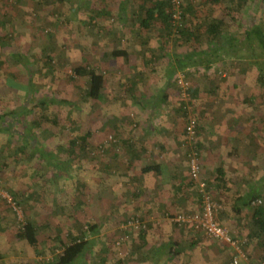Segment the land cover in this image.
Returning a JSON list of instances; mask_svg holds the SVG:
<instances>
[{"label":"rangeland","instance_id":"obj_1","mask_svg":"<svg viewBox=\"0 0 264 264\" xmlns=\"http://www.w3.org/2000/svg\"><path fill=\"white\" fill-rule=\"evenodd\" d=\"M52 1L54 3H50L49 0H0V115L10 114L0 121V252L6 257H0V260L4 258L0 264H46L52 257V249L60 248V244L55 240L57 235L63 238V242L68 240V235L84 236V239L92 241V249L85 256V264H101L103 260L104 264H151L144 262L140 256L134 258L130 255L129 239L121 245H116V237L123 235L122 224L119 223L120 219L116 224L115 221L109 225L103 223L107 219L108 208L104 206L108 202L102 199L97 189L107 190L106 180L105 177H100L104 182L98 186L97 177L92 170V166L96 164L94 161L106 158L108 149L115 144V133L110 131L108 126L116 121H125L129 127V120L135 116L134 110L137 108H129L134 90L126 93H123L125 90L115 91V83L127 76L133 80H137V76L140 75L143 77L141 87H138L135 93L137 95L140 90H143L142 94L146 96L162 92L168 94V104L160 107L161 114L155 119H149L157 127L160 123L166 125L167 122H171L176 130L180 131L183 128L185 120L176 111L181 101L192 102L194 107L196 106L200 132L204 128L203 122L209 121L205 120L208 118L204 116L208 106L231 105L235 109L245 106L249 109L245 111L244 117L239 118L235 115L236 121L231 120L232 127L238 130L235 134L238 142L237 145L231 144L228 147L226 144L223 145L225 149L231 151L225 158L226 161L213 158L210 161L211 169L219 165L225 169L226 186L230 188V191L225 193L221 191L228 201L225 198L221 201L219 194L214 192V201L219 205L216 220L241 240L248 230V214L244 210L242 215L237 216L232 210L233 200L238 194H246L255 180H264L262 144L264 87L261 88L258 84L257 72L250 65L251 62L240 60L232 65L226 75L228 82L220 83L218 79L215 80V85L220 90H229L228 87L234 86L228 91L229 95L225 92L226 96L220 94L213 97L203 91L202 89L206 90L205 86H209L211 79L193 72L195 70L176 75L180 78L177 81H170V85L166 87L167 74L164 69L166 65L163 63L166 60L158 59L160 53L169 50L172 53L185 54L191 50H201L207 47L203 39L195 41L181 37L177 40L176 34L171 33L172 35H165L162 40L160 35L164 30L162 24L154 22L148 29L142 28L141 21L133 17V12L129 10V0L126 15H122L120 5L122 0ZM184 1L186 4L197 5L205 2ZM258 5L263 7L255 11L246 7L243 12L248 13L250 19L258 18V21L264 24L263 2H258L256 6ZM227 6L222 2L216 5L207 4L204 9L195 11L196 17L189 21L188 25L199 29L203 36L204 21L217 17L226 19L229 24L231 21L226 14L230 6ZM240 19L243 20L241 22L243 24L239 21L237 24L240 23L243 28L247 21L242 15ZM144 41L150 44V49L157 51V60L152 68L145 66L149 59L142 58V50L147 49ZM123 46L137 52L129 64H120V60L114 61L111 57H105V53L108 54L113 49ZM160 49L163 51H159ZM16 54L22 55L31 63L25 59L18 62L13 57ZM240 54L245 55L241 52ZM142 59L144 63L138 61ZM81 64L98 67L99 71L106 75L102 99L94 100L85 96L87 79L74 76L73 71ZM228 67L224 66L225 72ZM110 69L114 71L113 76L108 73ZM70 77H74L75 80H71ZM15 82L25 86L32 83L36 88L33 87V93L27 94L19 88H14ZM195 88L202 91L199 96L193 97L191 92ZM251 91L253 94L249 95ZM118 95L120 99L117 98ZM245 98L252 99V102L245 103ZM61 99L69 101L70 104H59L58 101ZM41 100L51 102L46 111L41 107L27 110L30 102L37 105ZM115 100L121 101L122 104L126 102V105L121 106L122 109L119 107L117 111L114 105L118 102ZM220 109L218 107L216 111ZM11 111L16 113L12 114ZM151 111L149 107L148 113L144 114L151 116ZM44 114L50 119H55L57 123L42 121L41 117ZM218 118V121L223 120L220 114ZM25 128L31 130V135ZM80 128L93 132V138L99 140V143L95 145L91 137L90 144L100 147L99 153L92 154L94 149L92 148L89 159L84 161L74 160L75 157L71 155L73 161L66 166V172H58L55 169L56 162L48 164L46 163L48 159L45 161L37 153L35 148H42L48 153L56 154L60 162H65L70 140L76 136ZM134 128L137 129L138 126ZM200 132L196 136V143L204 144ZM244 133L247 136L254 134L256 144L243 143L242 141L248 138L242 137ZM181 148L185 159H188V148L184 144ZM199 150L201 152V146ZM203 172L204 170L201 177ZM214 172L215 169H212V173ZM75 181L85 186L79 187ZM197 189L194 193L196 197H200ZM14 194L20 199V203H16L19 206L16 211L7 201L10 199L14 202L12 199ZM262 196L264 199V193ZM226 204L227 209L223 206ZM222 217L226 218V222ZM27 221L38 229V250L26 240L17 237L19 230H22ZM97 223L99 227L96 232L86 231L87 224ZM186 235L192 242L187 245L188 242L183 241V249L186 252L182 259H174V264H180L181 261L188 264L191 251L194 252L192 259H197L194 264H233L231 258L234 256V250L227 246L228 244L205 234ZM191 243L192 249H189ZM246 249L248 253L250 252V264H264L262 259L264 250L257 245L246 246Z\"/></svg>","mask_w":264,"mask_h":264},{"label":"trees","instance_id":"obj_2","mask_svg":"<svg viewBox=\"0 0 264 264\" xmlns=\"http://www.w3.org/2000/svg\"><path fill=\"white\" fill-rule=\"evenodd\" d=\"M47 1V0H46ZM51 1V2H50ZM102 2L105 0H101ZM263 2L264 0H205L204 3L195 4V3H185L184 0H179V10L181 13V18L179 20H174L173 14L175 13V6L174 2L172 0H129V10L133 12V17L138 18L140 22V26L142 28L148 29L154 22H158L162 24L163 29L162 32H160L162 40L166 37L165 35H172L171 33L176 34L175 38L178 40L181 37H184L186 40L194 39L199 40L200 38L205 41V44H207L206 48H202L201 50H191L188 53L185 54H171L170 57V63L169 66H165V72L168 77V83L169 81L175 80L177 81L180 75L185 74L186 71L195 70L193 72H196L197 74L205 75L206 77H209L210 85L208 86V89L218 88L215 85V80L218 79L220 83L228 82V78L226 75L229 73V68L231 69L232 65H235L237 61L240 60H248L250 65L256 69L257 75L256 79L258 84L261 86V88L264 87V24L258 21V18H252L250 19L247 14L243 12L244 8L250 7L251 11L257 10L259 7H263L262 5L256 6L258 2ZM50 3H54L52 0H49ZM219 2L225 3L226 5L230 6V8H227V14L230 18L231 23H227L226 19L221 18H211L207 22H202V25H204V35L200 33V30L193 27L192 25H188L189 21H192L194 17H196V10L204 9L207 4L216 5L219 4ZM121 5V11L122 15H126L128 10V0H122L120 2ZM235 5V6H234ZM227 6V7H228ZM210 11V9L208 10ZM251 14L255 12H250ZM241 15L245 17L247 21V25H242L243 20L240 19ZM239 18H236V17ZM240 22L237 24V22ZM157 24V23H156ZM245 27V29H244ZM244 30V31H243ZM161 31V30H160ZM166 33V34H163ZM143 43H146L145 41ZM147 49L142 53L144 54L143 59L148 56V62L145 63V66L148 65L149 67H153L156 63V53L157 51L150 49V44L146 43ZM148 49H150L148 51ZM159 51H163V49H160ZM133 53V51L131 50ZM131 52L127 50V48H115L110 53H105V57H111L114 59V61L120 60V64H129L132 60V54ZM241 53H244L245 55H241ZM134 54V53H133ZM19 61H22L25 59L26 62H30L26 60V58H23L22 55L16 54L13 56ZM142 59V60H143ZM142 60H139L141 62ZM31 63V62H30ZM25 64V63H24ZM223 66V67H221ZM224 66H229L225 72ZM117 69L118 67L115 66ZM223 69L222 71H219L220 69ZM155 68L153 69V71ZM74 76L82 79L86 78V89L85 96L90 99L94 100H100L103 98V91L106 87V75L103 72H100L98 67L90 66L89 64H81L74 68ZM119 71V69H117ZM109 72V71H108ZM111 72V71H110ZM210 72H213L210 74ZM219 72V73H218ZM114 73V72H112ZM219 75V76H218ZM176 76V77H175ZM211 76L216 77V79H213ZM143 77L137 76V80L130 79L129 76L122 78L121 81H117L116 84V92H122L126 93L130 90H134L133 94H131V99L133 103L136 104H144L143 108L151 107L152 110H155L158 114L160 111L161 106H167L168 102V94L166 92H162V94H155L153 96H146L142 94L144 91L140 90L139 95L135 94L137 93V88L141 87L139 86L142 82L141 79ZM71 80H75L74 77H70ZM139 84V85H138ZM20 89L24 90L27 94L33 93L36 86L32 83L29 85H20ZM34 87V89H33ZM31 89V91L29 90ZM207 89V88H206ZM193 97L196 96V91L191 92ZM217 92H212L210 90L211 95H216ZM118 94V93H117ZM122 94V93H121ZM253 92L251 91L249 95H252ZM264 95V93L262 92ZM120 95V94H119ZM118 95L117 98H121ZM257 97V96H256ZM256 97L254 100H256ZM263 98V96H262ZM245 103H249L252 99H244ZM117 101V100H115ZM118 102V101H117ZM252 102V101H251ZM51 102H47L46 100L39 101V104H35L34 102H30L27 110H31L32 107H41L43 110H47L48 105ZM59 104H70L69 101L61 99L58 101ZM196 107V106H195ZM194 107L193 103H185L180 102L177 107V114L182 117L185 120V124H183V128L181 129L183 132V140L186 141L187 135V125L191 118H194L198 122L197 112L196 108ZM11 113H16V111H11ZM25 113V112H23ZM155 114V115H156ZM10 114H4L0 115V121L7 118ZM158 116V115H157ZM19 118V117H18ZM42 121H48L50 123L56 124L57 121L55 119H50L48 115L44 114L41 117ZM37 124V122H36ZM40 124V123H39ZM38 124V125H39ZM25 130H27L25 128ZM197 134L198 136L200 132V126L199 122L197 123ZM29 135L31 130H27ZM20 136V135H19ZM93 138V132L89 130H83L79 129L78 133L75 137H73L70 140V146L67 149V160L65 162H60V160H57L56 154H52L51 152H47L42 148H35L37 150V153H39L40 157H43L46 163L48 164L56 162L55 169L58 172H66V166L72 164L73 161L71 158V155L75 157L74 160L84 161L89 159L91 149H93V153H99L100 147H94L90 144V139ZM25 139V138H23ZM197 142V141H196ZM182 144H184L182 142ZM262 144L264 146V137L262 139ZM118 144H113V146H116ZM196 148L198 150L199 154V163L201 167L202 173V165L200 162V144L196 143ZM104 151V150H103ZM188 156V154H187ZM58 161V162H57ZM188 161V159H187ZM150 170H154L152 167H146L144 168V172H148ZM189 161H188V179H189V187L192 189H199L200 184L203 183L205 185V188L207 192L212 196L214 199V192L218 193L217 189L219 190V186H221V183L226 182V171L225 169L220 166L215 170V179L213 180V183L205 179L204 177H201L198 181H195L189 172ZM103 180V179H102ZM76 184L79 187H84L85 185L75 181ZM197 189V190H198ZM227 191L230 190V188ZM226 191V192H227ZM225 193V191H222ZM200 197V204L202 201L201 193L200 191L197 192ZM263 193H264V180L258 179L255 180L254 184L249 186L248 192L244 195L238 194L236 198L233 200V206L232 210L237 215H242L243 211H247V227L248 230L244 233V237H241V241L245 242V247L243 246V250L246 254V260H239V264H250L249 259L250 255L247 252L246 246L250 245H257L258 248L264 250V199H263ZM135 199V196H133ZM12 199L15 203H20V199L17 196V194H14L12 196ZM216 199V198H215ZM201 210V207H200ZM199 210V211H200ZM185 214L187 213H180ZM178 215V214H176ZM176 215H171V219L174 218ZM121 217V218H120ZM119 223L124 224L128 220L131 219V216L128 215L123 217L120 216ZM138 217V216H136ZM123 218V219H122ZM139 218V217H138ZM217 219V218H216ZM223 220V219H222ZM221 220V221H222ZM173 225L175 227H178L181 231H186L187 234L191 236L196 235H203L202 232H196L190 227H183L178 226L176 223L172 221ZM217 223L223 227L218 220ZM223 223V221H222ZM85 227H87V232H96L99 227V223L96 225H90L87 224ZM149 226L145 230L140 231H129L124 232V234L129 235V253L131 256H134L136 258L138 256V252L132 251V243L133 238H135V235H138L139 241L143 244L144 247L148 248L147 251L143 252V259L144 262H150L151 264H169L170 262L173 263L174 259L183 257L184 249L183 246L178 250L175 248V246L178 245V242H172L169 245L164 246H154L153 248L150 246L148 239V232H149ZM85 231V233H87ZM207 236V235H206ZM17 237L19 239L26 240L29 245H31L33 248L38 250L39 247V240H38V229L37 227L31 223L30 221H27L22 230H19ZM68 240L63 242V238H60L58 235L56 236L55 240L60 244V248H54L52 249V257L50 260L46 261V264H85V256L86 254L92 249V241L84 239V236H72L68 235ZM117 242H120L119 245L123 244L124 241L122 240V236L116 237V245ZM195 243V242H194ZM229 246V245H227ZM179 247V245H178ZM177 247V248H178ZM231 247V246H229ZM228 247V248H229ZM232 248V247H231ZM230 248V249H231ZM145 249V248H144ZM257 250V249H256ZM101 251V250H100ZM104 251V250H102ZM235 254V252H234ZM234 256L231 258V263L233 261ZM262 259L264 262V254L262 255ZM103 260V259H102ZM134 262V261H133ZM105 260L101 262V264H104Z\"/></svg>","mask_w":264,"mask_h":264},{"label":"crops","instance_id":"obj_3","mask_svg":"<svg viewBox=\"0 0 264 264\" xmlns=\"http://www.w3.org/2000/svg\"><path fill=\"white\" fill-rule=\"evenodd\" d=\"M120 48H124V46ZM125 48H127L128 52H131V50L133 51L134 54L131 52L133 55L132 59L134 56L136 57L135 53L137 52L134 51V49L128 46H125ZM144 51L142 50V52ZM171 54L175 53L169 50L162 52L158 59H161V61L166 60L163 63H165L167 67L170 63ZM143 56L144 54H142V58ZM145 58L148 59V56ZM141 62L144 63L143 60ZM110 71L108 73L113 76L112 72L114 71L111 69ZM158 72L161 73V71ZM158 72L156 74H158ZM166 78L168 80V77ZM167 80L165 84L166 87L170 85V81L168 83ZM15 86L14 88L20 89V84L15 82ZM233 87L228 88L230 90ZM204 88L207 89L202 90L209 94L210 90H212V92H217L216 95H212L213 97H217L220 94L226 96L225 92L229 91L216 89L214 87L208 89V86ZM202 90L195 88L194 91L197 92L196 96H199ZM138 93L140 94V92ZM123 105H126V102L122 104L121 101H118L114 106L117 107L116 110L118 111L119 107L121 109L123 108L121 107ZM133 107L137 109L134 110L135 116H133V119L129 120V127L125 121H116L108 126V129L115 133V143L118 145H112L107 151L108 156L103 160H98V158L94 161V164H96L92 166L93 174L95 173L97 177V185L99 186L104 182L100 177H105L106 180L105 185L107 190L104 188L97 189L98 193L103 197L102 199H106L108 202L104 206L108 208V211L106 212L107 219L103 223L109 225L113 224L115 221L114 224H116L120 216L125 217L128 215L129 217L131 216V218L138 216L140 219L143 218L150 227L148 239L146 240L149 241L152 248L154 246L160 247L169 245L172 242H178L179 247L177 245L175 248L179 250L181 246H183V241H187V245L192 241L186 235V231H181L172 224L171 215L179 213L192 214L198 212L201 207L200 199L196 197L194 189L189 187L188 161L185 159L183 149L181 148L183 133H181V130H176L171 122H167L166 125L160 123L158 127L152 124L153 122L149 119H155L157 115L161 114L160 111L156 114L157 112L152 110L151 116L145 115L144 113H148L149 111V106L143 108V103L136 104L133 103L131 99L129 108L133 109ZM218 107L221 109L216 111ZM164 110L163 108V111ZM246 110L249 109L245 106H239L235 109V107L231 105L215 106L213 104L207 107L204 116L208 118L205 120L209 121L203 122L204 128H202L200 132L202 142H204V144H200L202 147L200 162H202L201 164H203L204 167L203 177L208 181L213 183L215 172L212 173V169L216 170L220 167L219 165L211 169V158L226 161L225 158L228 157L231 151L227 150V148L225 149L223 145L226 144L227 147L231 144L237 145L238 138L235 137V134H237L236 132H238V130L232 127L233 124H231V120L236 121L235 115H238L239 118L244 117ZM218 114L221 115L223 120L218 121ZM136 126H138L137 129L134 128ZM242 137H248L247 140L242 141L243 143H248L250 145L256 144L254 134L247 136V134L245 135L244 133ZM93 142L97 145L99 140L93 138ZM146 167H152L154 170L144 172V168ZM226 183L227 182L221 183L219 190L217 189L221 201L225 198L221 194V191H227L228 189L226 188H229L226 186ZM133 196H135V199ZM226 201L228 200L226 199ZM223 206L225 207L227 204ZM225 209H227V207H225ZM99 212L100 210L98 214ZM222 218L224 222H226V218ZM133 239L132 251L138 252V256L142 259L143 252L147 251L148 248L144 247L141 241H139L138 235H135ZM191 245L192 243L188 246L189 249H192ZM194 247L196 248V243ZM0 253H2L0 257L5 256L3 252ZM193 256L194 252L191 251L188 264H192L197 260H193ZM4 258H1V260H4ZM138 261L141 260H137V262ZM174 262L175 260H173V263L170 262L169 264H174ZM180 264L185 263L181 261Z\"/></svg>","mask_w":264,"mask_h":264},{"label":"built area","instance_id":"obj_4","mask_svg":"<svg viewBox=\"0 0 264 264\" xmlns=\"http://www.w3.org/2000/svg\"><path fill=\"white\" fill-rule=\"evenodd\" d=\"M175 6V13L173 14L174 20H179L181 18V13L179 10V0H172ZM197 121L191 118L187 125L186 131V141L184 145L188 148V161H189V172L191 177L198 181L201 175V167L199 163V152L196 148V134H197ZM199 191L201 193V210L192 214H178L171 220L178 226L190 227L196 232H202L210 238L219 240L225 244H228L234 250L233 264H239V260H246V254L243 250L244 242L237 239L230 231L219 225L216 220V214L218 212L219 205L214 201L212 196L207 192L205 185L200 184ZM12 204L14 210H18L19 206L10 199L7 200ZM147 228V223L138 218L133 217L126 223L122 224V240L127 241L129 239L128 234L124 232L140 231ZM120 242H117L119 245Z\"/></svg>","mask_w":264,"mask_h":264}]
</instances>
